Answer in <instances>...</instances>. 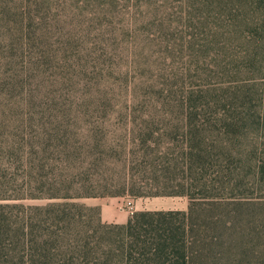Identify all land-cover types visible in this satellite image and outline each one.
<instances>
[{"label":"trees","instance_id":"16d2710c","mask_svg":"<svg viewBox=\"0 0 264 264\" xmlns=\"http://www.w3.org/2000/svg\"><path fill=\"white\" fill-rule=\"evenodd\" d=\"M232 6L264 42V0H0V264H264V155L219 88ZM126 195L189 207L79 203Z\"/></svg>","mask_w":264,"mask_h":264},{"label":"rangeland","instance_id":"374dc122","mask_svg":"<svg viewBox=\"0 0 264 264\" xmlns=\"http://www.w3.org/2000/svg\"><path fill=\"white\" fill-rule=\"evenodd\" d=\"M232 7H236L237 12L240 14L239 16L243 18L242 12L245 7ZM242 20V24L237 22L233 25L230 21L227 22V17H225L224 21L221 22L225 27L220 29L222 30L221 32L218 31L220 35L217 38L222 41V44H225L228 55H235L229 56L230 59H238V69L234 74L228 70V75L220 80L223 82L222 84L219 83V88L223 89L225 94H228L229 103H235L236 109H231V112L240 113L239 117L241 120L237 122V128L228 129L239 136L241 147L245 148L242 158H245L246 162H248L250 151L256 152L258 157L264 155V42H260L258 36L255 35V33H258L257 29H260V26L252 25L253 19L251 17H244ZM211 23L216 24V20H212ZM148 60H150V56ZM132 124L130 127L134 125ZM109 127L110 129L118 127L120 131L124 128L122 124L117 123L115 118ZM121 134H125V131L118 132V135ZM254 196L256 197L257 194ZM87 199L90 200L84 202L83 199L79 203L101 208V211L103 207H112L114 205L111 203L118 201L115 204L117 214L130 215V217L134 213L141 211L187 210L189 207V199L187 197L135 198L126 195L124 197ZM48 202L29 201L28 204L43 205ZM239 259L240 256L238 261ZM256 260L253 255H250V257H244L243 264H257L259 260Z\"/></svg>","mask_w":264,"mask_h":264},{"label":"crops","instance_id":"0c3cea01","mask_svg":"<svg viewBox=\"0 0 264 264\" xmlns=\"http://www.w3.org/2000/svg\"><path fill=\"white\" fill-rule=\"evenodd\" d=\"M90 199H84V202H87ZM116 202H112L114 206L104 208L102 209V220L106 223L110 224H126L129 219L130 215H122V214H117V208L115 207Z\"/></svg>","mask_w":264,"mask_h":264}]
</instances>
